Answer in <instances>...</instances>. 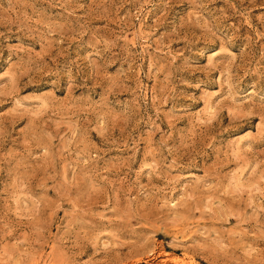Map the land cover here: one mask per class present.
I'll use <instances>...</instances> for the list:
<instances>
[{"label":"rangeland","instance_id":"rangeland-1","mask_svg":"<svg viewBox=\"0 0 264 264\" xmlns=\"http://www.w3.org/2000/svg\"><path fill=\"white\" fill-rule=\"evenodd\" d=\"M174 258L264 264V0H0V264Z\"/></svg>","mask_w":264,"mask_h":264},{"label":"bare ground","instance_id":"bare-ground-1","mask_svg":"<svg viewBox=\"0 0 264 264\" xmlns=\"http://www.w3.org/2000/svg\"><path fill=\"white\" fill-rule=\"evenodd\" d=\"M171 260V259H170ZM174 261V264H182L183 261L179 260V259H172Z\"/></svg>","mask_w":264,"mask_h":264}]
</instances>
